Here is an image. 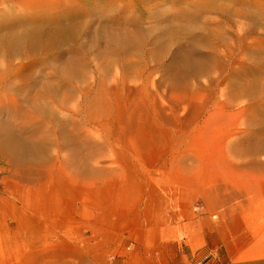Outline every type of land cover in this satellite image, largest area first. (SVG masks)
Wrapping results in <instances>:
<instances>
[{
  "label": "rangeland",
  "instance_id": "374dc122",
  "mask_svg": "<svg viewBox=\"0 0 264 264\" xmlns=\"http://www.w3.org/2000/svg\"><path fill=\"white\" fill-rule=\"evenodd\" d=\"M44 1L48 3L45 4ZM68 1L0 0V13L4 9H13L17 16L9 21L12 25L16 22L18 25L24 18L33 17L36 21L45 20L50 25H86L92 33L102 27H120L122 30L125 28L126 32H132L135 19L140 21L143 29L152 31V38L144 48V55H131L120 60L109 73L108 68L112 64L110 58L92 53L78 55L73 61L75 77L70 81L69 87L55 76L52 69H45V76L37 80L40 84L51 83L54 87L55 99L45 104L56 117L54 121H39V116L33 115L37 113L22 101L21 96L0 88V124H5L4 127L15 132L14 139L17 143L27 140L42 145L36 164L38 172H32L28 177L22 175L17 182L23 189L21 198L26 199L29 212L36 206L33 197L35 186L44 184V172L49 168L51 160L63 156L54 144L56 139H60L62 132L58 122L68 123L65 132L70 137L89 142V145H82L81 150L84 152L82 156L93 152L94 158H90L92 165L112 163L108 164L110 168L128 175L127 171L134 170L126 168L127 162L121 159L124 157V160L140 165L137 174H145L152 180L162 178L163 184L169 183L164 185L167 188L154 186L152 192H149V187L142 185H147L145 180L136 177L139 185L134 186L137 195L133 197L140 200L137 215H144V210L148 207L153 212L161 199L162 213L166 217L177 215L180 220H185L188 215L199 216L203 214L204 195L219 189L221 175L235 177L236 171L231 167L264 160L262 157H255L257 154L251 148V144L261 142L264 137V0H232L241 3L239 8H242V14L232 16V22L219 15H211L215 21L222 22L219 31L224 34V45L219 46L218 50L221 61L226 66L224 70L212 67L204 74L185 71L177 76H173L174 73L168 70V60L159 64L147 51L152 50L161 40L162 37L158 34L161 26L171 22L172 25H179L182 21H187L180 12L187 11L185 9L189 3L191 5L193 1L201 0H73L74 5L71 7ZM140 2H146L145 9L141 8ZM222 2L232 7L228 0ZM69 13L71 15H67ZM247 15L258 20L252 24L246 19ZM213 29L216 28L213 26ZM77 42L89 44V39L83 33ZM99 47L103 48L104 45ZM24 57L17 55L12 59L13 70L8 77L9 83L20 84L26 82H22V79L40 76V73L31 75L29 68L24 67L20 71V66L27 63ZM122 65L127 66L126 70H123ZM250 74L255 78L256 86L248 96L244 89ZM176 77L180 81H176ZM236 77L240 78L236 80ZM236 83L243 88V92L234 98L235 96L230 95L229 88ZM35 97L41 100L40 94L37 93ZM61 97L66 102H61ZM219 106L224 108L219 110ZM241 109L245 111L236 118L238 124L234 130L238 132L237 137L226 139L225 151L213 154L215 170H211L209 164L205 165L207 169L204 170L194 155L204 152L190 151V147L193 140L207 142V138L214 136H198L199 129L206 125L208 117L219 125L220 119L224 121L227 112ZM137 120L142 122L141 131L155 132L153 138L158 163L154 166H150L155 159L150 157L151 152L147 149L151 145V138L140 143L132 133V127L126 126L130 121ZM34 131L39 133L34 134ZM232 144H237L238 149L229 148ZM125 145L129 149H124ZM111 147L118 151L111 152ZM0 162L7 164L1 157ZM160 163H165L163 168L159 166ZM13 174L19 176L17 171ZM103 178L104 173L101 176ZM124 179L125 174L112 183L109 174L108 181H96L94 184L93 196L104 202L103 196L107 195V211L110 214L115 210V215H118L123 207L129 209L131 206L127 196L130 193L119 190L120 186L114 187L123 185ZM88 200L90 199L85 197L84 207L80 204L78 206L97 215V210L89 207ZM64 207L69 216L73 214L70 203L66 202ZM154 214L155 211L151 215ZM69 234L66 245L70 247L77 242L75 245L80 248L81 240L89 239L91 233L78 226ZM180 244L186 252L187 244L183 241ZM12 264L22 263L19 259H14Z\"/></svg>",
  "mask_w": 264,
  "mask_h": 264
},
{
  "label": "bare ground",
  "instance_id": "6f19581e",
  "mask_svg": "<svg viewBox=\"0 0 264 264\" xmlns=\"http://www.w3.org/2000/svg\"><path fill=\"white\" fill-rule=\"evenodd\" d=\"M166 1L169 2L170 0ZM228 1L232 7L223 3L222 0L193 1L191 5L189 3V6L185 9L187 11L180 12L183 13L187 21H182L179 25H172L171 22L161 26L158 34L162 38L154 45L152 50L147 51L148 54L153 55L159 64H162L164 60H168L166 65L168 70L174 73L173 76L185 71L193 74H204L211 70L212 67L220 71L224 70L226 66L221 61L218 50L219 46L224 45V34L219 31L222 22L219 20L215 21L211 15H219L229 22H232V16L241 15L240 10L242 8H239L241 3L232 0ZM44 2L45 4L48 3V1ZM67 3L69 7L74 5L73 0H69ZM154 3L157 4V2ZM139 4L142 9H145L146 2H140ZM247 8L250 9V7ZM67 15H71V13ZM14 16H17V13L15 14L13 9H4V12L0 13V88L21 96L23 98L22 101L38 114L33 113V115L39 116L38 120L41 122L56 120L50 108L48 109L45 105L52 102L51 99H55L54 87L51 83L40 84L37 80L45 76V69H52L55 76L69 87L70 81L75 77L73 61L78 55L85 56L92 53L96 56L110 58V63L112 64L108 68L109 73L114 64H119L120 60L126 59L131 55H144V48L152 38V31L143 29L140 21L135 19L133 20L135 26L132 32H126L124 31L126 30L125 28L122 30L120 27H102L92 33L89 32V28L86 25L64 26L60 23L50 25L45 20L36 21L33 17L20 20L18 25L17 22L14 25L9 24V21ZM71 19L74 20L73 18ZM246 19L252 24L258 20L248 15ZM213 26L216 29H213ZM83 33L88 37L89 44L77 42ZM101 44L104 45L103 48L99 47ZM17 55L23 57L25 55L24 58L27 61L26 65L20 66V71L25 67L29 68L31 75L35 76L36 73H40V76L22 79V82H26L20 84L9 83L8 77L13 70L11 69V61ZM126 67V65H122L123 70H126ZM178 77L181 78V76ZM239 78L236 77V80ZM176 81H180V79L176 77ZM245 86V94L251 95L256 86L255 78L251 74ZM240 92H243V88L238 83L233 84L229 88V93L235 96L234 98ZM37 93L40 94L42 102L35 97ZM60 101L64 103L66 99L64 98L63 100L61 97ZM229 104L231 103H226V105ZM217 108L221 110L224 106ZM244 111V109H241L227 112L224 121L220 119L219 123L221 124L219 125H216L217 122L208 117L206 125L199 129L198 136H203L204 134L214 136V138H207V142L193 140L192 148L190 147V151L204 152L194 154L204 170L205 168L207 169V166H205L207 164H209L211 170H215L213 154L225 151L226 146L224 144L226 139L237 137L238 132L236 129L234 130L238 124L236 118ZM4 125L0 124V157L7 164L0 162V173L2 175L0 185H2V188L13 172L17 171L20 178L22 175L28 177L30 174L32 175V172H38L36 164L39 153L42 152V145L39 142L34 143L25 140L17 143L14 139L15 132L4 127ZM58 125L62 128V132H60V139H56L54 144L55 148L63 153V156H59V159L55 157V159L51 160L49 168L44 172L46 178L44 184L36 185L33 190L36 206L32 209L31 230L34 237L32 240L25 242L20 235L15 236L14 243H16L17 252L1 255V264H12L14 259H19L22 264H89L90 262H95V258L84 261V257L80 254L81 248L75 245L77 243L72 244L70 247L65 245V248L60 250L63 248L62 243H59V241L53 243L52 238H50V235L57 237L59 230L56 229H61L63 225L67 238L70 236L69 232L78 226H81V230L85 232L90 230L94 238L99 235V228L94 224L93 220L95 219L98 224L105 222L110 212L107 211V195L103 196L104 202H100V199H95V196H93L95 182L108 181L110 174V179L113 183L116 178L125 174L124 184L116 185L119 184L117 182L114 187L120 186L119 190H126L130 193V196L128 193L127 196L129 197L128 203H131V206H129V209L123 207L118 215L123 217L127 214L130 217L131 227L135 220L140 217V215H137L140 200L133 197L137 195L134 191V186L139 185L137 178L145 180L148 186L143 183L142 185L149 187V192H152V187L154 186L167 188L166 186L169 184H163L162 178L152 180L145 174H137L140 165L138 167L131 160H124V157L121 159L127 162L126 168L134 170V172L127 171L128 175L124 172H116L115 169L110 168L108 164L112 163H106L102 166L92 165L90 158H94L93 152L91 151L89 154L82 156L84 152L81 150V146L84 144L89 145V142L87 140L79 141L70 137L65 132L68 125L67 122H58ZM126 126L132 127V133L140 143L141 141L147 142L151 138V145H148L147 149L151 152L150 157L155 160L150 166L157 164L158 159H156L157 156L155 154L157 149L153 138L155 132L141 131L143 125L140 120L130 121ZM151 127H154V125ZM33 133L37 134L39 131H34ZM122 134L124 135L125 131ZM260 141L259 143L256 141L251 144V148L256 153L264 151V137ZM230 142H232V139ZM231 147L234 150L238 149L237 144H232L229 148ZM124 149H129V147L125 145ZM117 151V148L111 147V152ZM164 164L160 163L159 166L162 167ZM102 173H104L103 179H101ZM164 185L166 186L164 187ZM85 197L90 199L88 200L89 207L96 209L98 211L97 215L82 208L84 207L83 200ZM66 202L72 205L73 214L70 216L66 213V208L64 207ZM78 204L82 207L78 206ZM103 205L105 208H103ZM27 207L29 208V206ZM115 212L113 210V214H117ZM144 212L147 216L154 213L150 207L146 208ZM48 223L50 224L48 230L50 235L47 232L44 233L42 228ZM31 247L32 251H30ZM62 252H65V254L63 255Z\"/></svg>",
  "mask_w": 264,
  "mask_h": 264
},
{
  "label": "crops",
  "instance_id": "0c3cea01",
  "mask_svg": "<svg viewBox=\"0 0 264 264\" xmlns=\"http://www.w3.org/2000/svg\"><path fill=\"white\" fill-rule=\"evenodd\" d=\"M255 154L264 158V151ZM231 168L236 171L235 177H219V189L205 194L203 214L199 216L188 215L185 220L177 215L166 217L160 199L154 216L140 215L132 227L128 215L118 217L112 212L99 224L94 219L99 235L94 238L90 232L89 239L81 240L84 261L95 258L90 264H264V160ZM20 179L10 175L0 194V261L1 255L17 252L15 236L20 235L25 242L34 237L33 212L21 198L23 189L17 183ZM49 225L42 228L50 235ZM56 230L58 236L50 238L53 243H62L63 250L67 244L65 227ZM180 241L187 244L186 252Z\"/></svg>",
  "mask_w": 264,
  "mask_h": 264
},
{
  "label": "built area",
  "instance_id": "2783aa9c",
  "mask_svg": "<svg viewBox=\"0 0 264 264\" xmlns=\"http://www.w3.org/2000/svg\"><path fill=\"white\" fill-rule=\"evenodd\" d=\"M2 175L0 173V184H1ZM2 193V185H0V194Z\"/></svg>",
  "mask_w": 264,
  "mask_h": 264
}]
</instances>
